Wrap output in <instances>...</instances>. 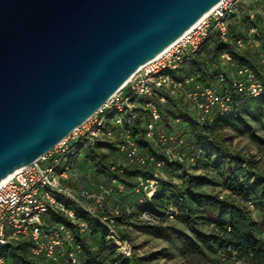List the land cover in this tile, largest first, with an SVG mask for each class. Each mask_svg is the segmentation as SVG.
I'll list each match as a JSON object with an SVG mask.
<instances>
[{
    "label": "built area",
    "instance_id": "2783aa9c",
    "mask_svg": "<svg viewBox=\"0 0 264 264\" xmlns=\"http://www.w3.org/2000/svg\"><path fill=\"white\" fill-rule=\"evenodd\" d=\"M240 0H223L210 14L192 27L179 41L162 55L143 66L132 79L91 118L77 128L48 154L31 165L18 170L12 178L0 186V251L20 240L31 242L30 254L43 264H80L84 255L81 239H90V226L82 217L87 215L97 220L107 230V242L118 254L133 259L135 247L119 232L117 219L122 216V196L126 192L124 183L113 180L98 184L95 190H75L64 185L74 176L73 168L63 162L78 159L81 150L88 146L117 141L119 154L131 165L143 171L137 178L133 191L140 196L139 203L151 201L165 185H173L162 172L170 165L199 167L203 153L189 146L185 137L164 128L160 105L168 101L188 106L196 121L204 126L215 112L228 116L233 110L234 93L258 98L264 94V86L248 67H237L232 88L224 90L227 77L224 71L217 73V85L207 86L195 78L176 81L172 73L190 61L208 40L212 31L218 33L223 42L233 36L229 29V18L238 14ZM250 22L257 18L263 22L264 6H254L246 12ZM240 48L249 46L259 54L264 63L263 36L259 26L250 24L247 40L236 41ZM221 62L230 64L233 56L225 53ZM158 95V102L142 101L143 97ZM139 110L147 112L149 121L145 139L156 150L143 156L135 137ZM123 168L121 171H123ZM115 187V189H114ZM177 202H183L179 195ZM114 204L113 208L109 205ZM255 211L252 201L247 203ZM130 215L132 212L127 209ZM162 214L144 212L140 224L152 227L166 226L165 220H174L180 215L175 202L168 195ZM52 214L65 221L50 224ZM95 251L96 248H93ZM0 255V264H5Z\"/></svg>",
    "mask_w": 264,
    "mask_h": 264
},
{
    "label": "water",
    "instance_id": "95a60500",
    "mask_svg": "<svg viewBox=\"0 0 264 264\" xmlns=\"http://www.w3.org/2000/svg\"><path fill=\"white\" fill-rule=\"evenodd\" d=\"M223 0H0V183L53 150Z\"/></svg>",
    "mask_w": 264,
    "mask_h": 264
},
{
    "label": "trees",
    "instance_id": "16d2710c",
    "mask_svg": "<svg viewBox=\"0 0 264 264\" xmlns=\"http://www.w3.org/2000/svg\"><path fill=\"white\" fill-rule=\"evenodd\" d=\"M239 18V14H233L229 18L228 23L230 33L233 36L232 41L223 42L220 40L218 33L212 31L208 40L195 53L193 58L172 73L174 79L183 82L188 78H195L202 84L215 86L217 83L214 85L213 80L217 81L216 76L218 71H224L227 80L223 85V89L227 90L232 88L236 68L244 66L250 68L264 86V63L261 56L255 52H250L251 48L249 46L240 48L236 43L241 38L247 40L250 24L259 26L263 36L262 52L264 55L263 22L260 18H257L253 22H250L247 16L244 18L245 22ZM232 19L235 21L239 20L241 25L246 26L245 36L234 33L232 22H230ZM225 53L233 56L232 63L224 64L221 62V56ZM227 66H233V70L229 71ZM158 100V95L151 98H142L144 102H158ZM232 107L233 110L230 115L222 116L219 112H215L212 120L208 121L204 126H201L196 121L193 112L182 101H168L167 104L160 105V110L163 119L164 112H166L173 116L178 124H183L181 132L176 129L167 130L176 133L179 137H185L189 146H195V148L202 151L201 165L196 168L203 169L207 166L208 159L201 147L210 150L217 146L210 133L213 124L236 132L248 133L255 141L262 142L252 130L250 121H258L264 129V119H262L264 118V94L258 98H254L234 93ZM148 121L147 112L139 110L138 120L135 122L136 133L134 135L138 141L140 153L142 154L144 148L148 149L147 156L154 154L156 151L153 145L145 139ZM117 144V141H109L95 146L88 145L81 150L78 158L84 153V160L91 167L95 168L99 175L105 176L109 183L113 180L124 183L127 189L126 192L136 197L140 215L144 212L163 215L162 212L166 208V200H168V195H170L180 213L176 219L183 221L188 226V232L173 231L168 226L170 220H165L166 226L152 227L140 224L137 226L138 231L164 239L170 243L178 242L181 253L184 256L201 255L203 253V246H205L213 251H218L225 258L229 257L246 264H264V174L251 176V171H253L255 165L253 159L229 154L227 172L222 174V184L220 185L232 195L239 197L245 203L246 208H239L230 204L227 200L220 199L218 196L203 194L196 187L193 180L186 181L182 186H174V184L171 186L165 185L151 201L140 204V196L133 189L137 185L138 176L143 171L137 166L134 171L133 168H125L121 171L123 167L118 165L117 162H109L103 151L107 148L119 153ZM77 160L71 159L69 162H63L58 168L59 171L66 164L74 168ZM183 168L185 166L170 165L164 168L162 172L168 178L172 171ZM64 183L65 185H69L67 181ZM124 194L122 196V206L120 207L122 216L117 219L119 232L120 221L127 226L132 223V213L130 215L127 213V209H130V207L124 202ZM179 195L183 198V202L181 203L177 202L176 197ZM249 201H252L255 205V211H252L255 217L251 215L250 211H247L249 209L247 205ZM204 206L208 208L210 221L214 225L213 231L209 234L201 232L198 228V218L201 216V209ZM82 217L90 226V239L80 240L84 249V255L80 264H142L136 254L133 259H128L118 254L115 248H111L108 245L107 230L97 220L87 215H82ZM54 221L65 220H62L58 215L52 214L50 224ZM120 233L124 238L132 241L124 233ZM93 240L100 241V244L97 245L96 241L94 242ZM30 246L31 242L29 240H20L4 247L0 251V255L6 262L12 261L14 264H43L40 260L31 256ZM93 248H96V250L94 251Z\"/></svg>",
    "mask_w": 264,
    "mask_h": 264
},
{
    "label": "rangeland",
    "instance_id": "374dc122",
    "mask_svg": "<svg viewBox=\"0 0 264 264\" xmlns=\"http://www.w3.org/2000/svg\"><path fill=\"white\" fill-rule=\"evenodd\" d=\"M259 5L264 6V0H240L237 4L239 17L245 22L244 18L246 17L247 10ZM230 22H232L234 33L245 36L246 26L241 25L239 20L235 21L232 19ZM249 51L254 52L253 50ZM227 69L232 71L233 66H227ZM216 83L217 81L213 80V84L215 85ZM163 123L165 129L182 131L183 124H178L175 118L166 112H164ZM250 126L262 142L255 141L248 133L236 132L213 124L210 133L213 141L217 145L216 148L209 150L208 148L201 147L208 159L207 166L203 169H197L191 166L176 169L169 174L168 179L174 183V186H182L186 181L193 180L196 187L203 194L218 196L220 199L227 200L232 205L239 208H246L245 203L239 197L232 195L220 185L222 184V174L227 172L229 154L233 156L238 155L246 159H253L255 165L253 171H251V176L264 174V129L261 123L255 120L250 121ZM103 151L109 162H117L123 168H133L134 171L136 166L131 165L116 151L107 148ZM147 154L148 149L144 148L142 155L147 156ZM73 169L74 176L67 181L69 185H65L68 188L75 190L83 188L95 190L98 184L109 183L105 176L99 175L96 169L84 160V153L80 155ZM124 202L132 210V223L127 226L120 221V232L132 240L135 247V254L141 260L142 264H246L236 259L225 258L218 251H213L205 246H203V253L201 255H182L178 242L170 243L164 239L138 231L137 226L140 225V209L137 205L136 197L133 194L126 192L124 194ZM113 207L114 204L110 203L109 208L111 209ZM207 209L204 206L201 209V216L198 218V228L205 234L211 233L214 227L210 221L211 219ZM247 211H250L251 215L255 217L251 210L248 209ZM168 226L173 231L188 232V226L176 218L170 220ZM95 243L99 245L100 241H96ZM5 264L14 263L9 261Z\"/></svg>",
    "mask_w": 264,
    "mask_h": 264
},
{
    "label": "bare ground",
    "instance_id": "6f19581e",
    "mask_svg": "<svg viewBox=\"0 0 264 264\" xmlns=\"http://www.w3.org/2000/svg\"><path fill=\"white\" fill-rule=\"evenodd\" d=\"M209 14H210V13H209ZM209 14H207L203 19H205ZM203 19H202V20H203ZM180 39H182V37H181ZM180 39H179V40H180ZM179 40H178V41H179ZM12 176H13V175L9 176L7 179H5L4 181H2V182L0 183V186L4 185L6 182H8V181L12 178Z\"/></svg>",
    "mask_w": 264,
    "mask_h": 264
},
{
    "label": "crops",
    "instance_id": "0c3cea01",
    "mask_svg": "<svg viewBox=\"0 0 264 264\" xmlns=\"http://www.w3.org/2000/svg\"><path fill=\"white\" fill-rule=\"evenodd\" d=\"M64 185H65V183H64Z\"/></svg>",
    "mask_w": 264,
    "mask_h": 264
}]
</instances>
